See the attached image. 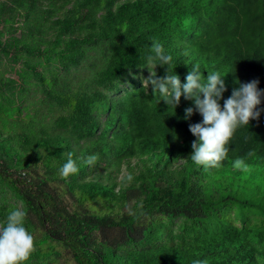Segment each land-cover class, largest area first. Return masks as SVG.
Returning a JSON list of instances; mask_svg holds the SVG:
<instances>
[{
	"label": "trees",
	"instance_id": "1",
	"mask_svg": "<svg viewBox=\"0 0 264 264\" xmlns=\"http://www.w3.org/2000/svg\"><path fill=\"white\" fill-rule=\"evenodd\" d=\"M153 42L181 83L224 76L221 107L264 90V0H0V226L26 213L23 264H264V95L227 158L198 166L193 102L142 85Z\"/></svg>",
	"mask_w": 264,
	"mask_h": 264
},
{
	"label": "clouds",
	"instance_id": "2",
	"mask_svg": "<svg viewBox=\"0 0 264 264\" xmlns=\"http://www.w3.org/2000/svg\"><path fill=\"white\" fill-rule=\"evenodd\" d=\"M146 59L152 65V70L147 68L149 75L142 78V85L147 89L151 85L157 103L162 100L175 109L183 96L194 105L185 109L184 119L188 120L194 111L202 117L201 122L189 124L190 133L196 137L191 143V160L198 166L218 167L227 158L229 148L226 145L236 129L249 125L250 120H257L260 116L261 110L257 106L261 103L264 90L258 89L259 81L252 80L234 87L231 95L223 100L221 107L219 101L227 88L224 76L218 71L208 72L205 77L200 66L194 65L185 78L186 82L181 83L179 76L171 68L172 57L164 54L159 42H153ZM158 65L167 66L163 77L157 76L155 68ZM248 155L253 153L249 152ZM98 159V155L93 154L86 157L84 162L94 166ZM233 166H244L243 159H236ZM59 172L62 179L78 174L79 168L71 153ZM126 179L131 181L133 177L129 174ZM129 214H133L131 209ZM25 216L24 211L14 209L7 215L6 223L0 226V264H23L34 251V237L24 226ZM193 264H207V261L196 260Z\"/></svg>",
	"mask_w": 264,
	"mask_h": 264
}]
</instances>
